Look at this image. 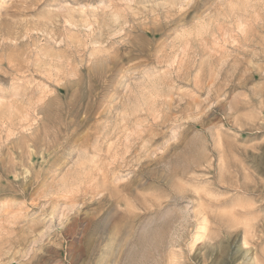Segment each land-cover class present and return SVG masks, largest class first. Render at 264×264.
Wrapping results in <instances>:
<instances>
[{
  "label": "rangeland",
  "instance_id": "obj_1",
  "mask_svg": "<svg viewBox=\"0 0 264 264\" xmlns=\"http://www.w3.org/2000/svg\"><path fill=\"white\" fill-rule=\"evenodd\" d=\"M0 264H264V0H0Z\"/></svg>",
  "mask_w": 264,
  "mask_h": 264
},
{
  "label": "bare ground",
  "instance_id": "obj_2",
  "mask_svg": "<svg viewBox=\"0 0 264 264\" xmlns=\"http://www.w3.org/2000/svg\"><path fill=\"white\" fill-rule=\"evenodd\" d=\"M50 55H52V54H50ZM49 55V56H50ZM52 57V56H51ZM96 142V141H95ZM94 147V146H93ZM122 161V160H121ZM77 162V161H76ZM78 164V163H77ZM83 164V163H82ZM80 165V164H79ZM75 168H77V167H75ZM80 168V167H79ZM79 168H77V169H79ZM70 171V170H69ZM74 171V170H73ZM79 172H81V171H79ZM72 174V173H71ZM117 175V174H116ZM72 176V175H71ZM78 176V175H77ZM80 176V175H79ZM81 176H83V175H81ZM115 176V175H114ZM113 176V177H114ZM98 177V176H97ZM96 177V178H97ZM104 178H105V176H103ZM112 177V176H111ZM70 178V177H69ZM95 178V179H96ZM80 179V178H79ZM91 180V179H90ZM113 181V180H112ZM73 182V181H72ZM80 182V181H79ZM96 182V181H95ZM105 182V181H104ZM63 183H64V181H63ZM91 184V183H90ZM98 186V185H97ZM107 188H105V190H106ZM104 190V189H103ZM96 191H98V190H96ZM102 194V193H101ZM199 215L200 214H195V217H199ZM201 216V226H200V228H199V231H205V228H206V226H205V222H206V220H205V217H203V215H200ZM255 226V225H254ZM200 238V237H199Z\"/></svg>",
  "mask_w": 264,
  "mask_h": 264
}]
</instances>
